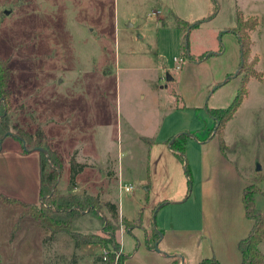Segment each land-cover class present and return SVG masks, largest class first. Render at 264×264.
<instances>
[{
	"label": "rangeland",
	"instance_id": "rangeland-1",
	"mask_svg": "<svg viewBox=\"0 0 264 264\" xmlns=\"http://www.w3.org/2000/svg\"><path fill=\"white\" fill-rule=\"evenodd\" d=\"M174 15L192 26L188 34L175 27ZM237 16L248 26L256 19L257 25L247 30L246 68L235 77L241 55L232 32L240 30ZM201 54L208 57L197 61ZM174 57L183 59L182 70L172 71ZM0 58L11 70L10 132L13 125L28 134L38 125L44 129L66 161L60 193L68 192L71 155L85 165L75 192H100L118 206L115 234L125 256L132 255L128 264L146 262L145 232L162 217L184 218L189 228L197 222L200 198L196 192L190 196L186 155L182 163L169 142L177 134L186 135L184 147L189 140H207L214 129L207 108L223 102L219 107H227L236 94L235 89L229 96L233 84L255 61L262 79L249 78L247 96L225 125L224 154L258 193L255 207L264 212V0H0ZM206 67L225 75L205 92L196 84L204 83ZM163 68L173 81L166 80ZM40 161L38 151L24 153L17 140L5 138L0 194L37 204ZM121 185L133 189L125 192ZM163 200L169 205L153 210ZM21 211L20 203L0 200V264H101L100 256L109 260V254L115 259L121 254V244L116 250L94 244L76 248L67 234L47 240L49 233L28 218L12 235ZM104 216L83 214L73 228L107 237L99 219ZM200 241L185 246L187 259L195 257ZM259 249L264 254V244ZM209 258L216 259L212 252ZM228 259L226 264L235 263L231 255Z\"/></svg>",
	"mask_w": 264,
	"mask_h": 264
},
{
	"label": "trees",
	"instance_id": "trees-1",
	"mask_svg": "<svg viewBox=\"0 0 264 264\" xmlns=\"http://www.w3.org/2000/svg\"><path fill=\"white\" fill-rule=\"evenodd\" d=\"M240 18L241 16L236 17V25L239 26L240 30L232 32L238 37L240 44L241 55L238 73H240V71L243 73L244 68H246L247 56L251 45L247 30L252 31L255 29L257 23L256 19H253V22L248 26L246 25L248 20H245L243 23ZM173 19L175 21V27L180 29L181 32H183L182 30L184 28L191 29L192 27L191 25L183 26L184 20H181L176 16H173ZM242 24H244V26ZM187 29L185 30V33L188 34ZM187 34L184 35L185 40ZM186 57L190 60L193 59V56L188 52H186ZM206 57H208L207 54H201L197 58V61ZM254 65L255 61L250 62L247 65L248 72L243 78H241L236 94L227 107L217 109L207 108L208 114L214 121V135L218 138L219 148L223 154L228 148L223 138L225 125L232 119L233 115L247 96V83L249 78L253 77L258 80L262 79L260 72H258V74L255 73L253 68ZM10 80L11 70L8 68V63L6 60L0 58V152L2 151V142L7 137H11L17 140L21 145H24V148H22L23 152H30L38 147L45 151V153L39 152L41 155V161L39 198L37 204L22 203L19 200L8 198L0 194V200L5 204L10 205L20 203L22 206V211L12 228V235L17 232L22 220L28 218L38 227L49 233V236L46 238L47 240L54 241L59 235L67 234L74 242L76 248L94 244L105 249H118L120 243L115 234L118 228L116 225L119 218L118 206L114 202L102 199L99 195H91L87 193L76 194L72 192L76 188V177L85 166L76 161L75 154L71 155L69 159L68 192L60 193L57 189V184L63 171L64 162L60 154L49 146L43 128L38 125L36 126L34 133L28 134L17 125H13L11 126L13 133L10 132L8 118L9 98L12 95V91L9 88ZM226 81L227 79L225 82ZM185 137L186 135L179 134L171 139L169 145L171 152L182 163L185 162ZM185 172L187 175L190 174L187 163H185ZM257 194V192H254L251 189L249 190L248 186H246L242 192L243 208L246 217L252 221V227L246 237L241 239L237 244V249L241 256L240 264H264V254L259 249L260 245L264 244V212L255 207V195ZM86 213L97 216L105 215V218L99 217V219L106 225L104 231L108 234L107 237H100L96 234H83L74 230V219ZM121 221L122 223H126L124 218H121ZM160 237L161 231L158 232L155 229H151L149 232H145V246L148 249H154V244L160 239ZM127 258L128 256H124L121 253L118 259H115L114 254L111 253L109 254V260H103V256H100L97 259L101 264H124ZM175 262H177V259L173 261L174 264H176ZM198 264L219 263L214 258H208L201 260Z\"/></svg>",
	"mask_w": 264,
	"mask_h": 264
},
{
	"label": "crops",
	"instance_id": "crops-1",
	"mask_svg": "<svg viewBox=\"0 0 264 264\" xmlns=\"http://www.w3.org/2000/svg\"><path fill=\"white\" fill-rule=\"evenodd\" d=\"M205 61H207V59H205ZM182 67L181 70L183 69ZM205 69L206 72L202 77L204 83H197L196 85L198 87L196 86V88L198 90H202L203 88L206 92L207 88L212 84L220 83L225 73L224 71L222 72V70L216 71L214 68L211 70V68L206 67ZM166 71H169V69L163 68L165 77L167 74L170 76ZM172 71H174V68H172ZM173 79H175V77H172L170 81H173ZM237 81V85L233 84L235 86H232V91L229 96H232L235 89L237 90L239 80ZM226 102L227 101H225V103ZM219 106H224V102L221 105L213 103L210 108H221ZM181 108L191 109L194 107L191 105H183ZM46 138L49 146L60 154L47 135ZM189 141H186L184 147L187 160L186 163L190 173L189 175L186 174V176L192 181L190 196L193 192H196L200 198L198 220L195 222L193 228H189L184 218L181 219L178 216L177 218H172L171 216L169 220L163 217L159 219V224L151 227V229H155L158 232L161 231V237L157 246L158 251L147 248L150 256H148L146 262L138 264H174L173 261L175 259H177V262H175L176 264H181V261H183L182 264H185L186 261H190L191 264H198L201 260L208 259L211 252L220 264L231 262L228 259L230 255L232 259L235 260V263L231 264H239L238 260L241 263V256L238 252L237 244L241 239L246 237L252 227V221L246 217L242 204V192L247 182L238 171L234 161L220 151L218 138L214 135V131L208 133V139L204 142L195 140V142L191 141L189 144ZM224 141L226 143L228 142L226 130H224ZM63 162L64 170L66 168V161L63 159ZM77 190L78 187L76 186L72 192L78 194L75 192ZM99 194L101 193L96 192L91 195ZM167 204V201L163 200L156 205L153 210H162ZM149 231L150 230H146V232ZM199 238H201L200 246L196 249L195 257L193 259H190V257L187 259V255L183 253V249L189 244L190 240L194 239L197 241ZM120 244L121 253L125 256L122 243L120 242ZM234 250H236V255ZM182 255L184 256L183 258L180 257ZM131 257L126 259L124 264H128L129 261H132Z\"/></svg>",
	"mask_w": 264,
	"mask_h": 264
},
{
	"label": "built area",
	"instance_id": "built-area-1",
	"mask_svg": "<svg viewBox=\"0 0 264 264\" xmlns=\"http://www.w3.org/2000/svg\"><path fill=\"white\" fill-rule=\"evenodd\" d=\"M173 61H174V63H175V67H174V70H176V71H180L181 70V63L183 62V59L182 58H174L173 59ZM119 189L120 190H123V191H125V192H129V191H131L133 188H132V186H128V185H121V186H119ZM123 232V231H122ZM103 259L104 260H106V258L105 257H103Z\"/></svg>",
	"mask_w": 264,
	"mask_h": 264
},
{
	"label": "water",
	"instance_id": "water-1",
	"mask_svg": "<svg viewBox=\"0 0 264 264\" xmlns=\"http://www.w3.org/2000/svg\"><path fill=\"white\" fill-rule=\"evenodd\" d=\"M7 14V13H6ZM190 30V28H188L187 29V32ZM237 73H238V70H237V72H236V74H235V77L237 76ZM172 79V77H170L168 74H167V76H166V80H168V81H170ZM22 148H24V145H22ZM32 151H38V152H41V153H45V151L42 149V148H35L34 150H32ZM261 170V167H260V165L258 164V162H256V165H255V171L256 172H259ZM158 242H159V240L157 241V242H155V244H154V249L156 250V251H158V248H157V246H158Z\"/></svg>",
	"mask_w": 264,
	"mask_h": 264
}]
</instances>
